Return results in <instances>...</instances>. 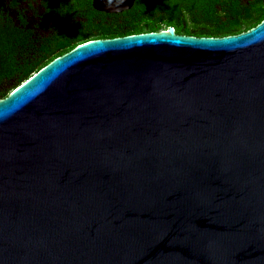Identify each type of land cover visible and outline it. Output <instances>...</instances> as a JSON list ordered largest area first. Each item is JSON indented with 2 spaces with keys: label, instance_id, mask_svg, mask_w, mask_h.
Masks as SVG:
<instances>
[{
  "label": "water",
  "instance_id": "1",
  "mask_svg": "<svg viewBox=\"0 0 264 264\" xmlns=\"http://www.w3.org/2000/svg\"><path fill=\"white\" fill-rule=\"evenodd\" d=\"M0 264H264V21L91 40L0 99Z\"/></svg>",
  "mask_w": 264,
  "mask_h": 264
},
{
  "label": "trees",
  "instance_id": "2",
  "mask_svg": "<svg viewBox=\"0 0 264 264\" xmlns=\"http://www.w3.org/2000/svg\"><path fill=\"white\" fill-rule=\"evenodd\" d=\"M87 1L79 0L80 8H91ZM216 6L217 4L210 0H204L201 5L166 6L167 17L161 18L160 15L159 19L148 17L146 28L137 26L136 23L132 24L131 28H125L120 27V24L109 27L88 22L87 25L80 26L77 22L75 26H70L64 22L54 32L56 33L54 37H43L40 41L33 38L32 34L27 35V20L21 17V25L24 27L16 26L12 20L10 14L18 9L19 0H0V99L8 97L17 86L26 82L53 60L91 40L160 32L169 27H174L179 33L188 36L225 37L248 31L264 19L263 0L259 1L254 10L244 12L243 9V13L239 1L229 4L237 17L228 21L217 17ZM193 8L201 9L200 16L192 12ZM91 11L95 12L93 9ZM95 14L98 15L97 12ZM186 20L190 21V25L185 26L188 23ZM94 30L98 32L94 34Z\"/></svg>",
  "mask_w": 264,
  "mask_h": 264
},
{
  "label": "flooded vegetation",
  "instance_id": "3",
  "mask_svg": "<svg viewBox=\"0 0 264 264\" xmlns=\"http://www.w3.org/2000/svg\"><path fill=\"white\" fill-rule=\"evenodd\" d=\"M107 1L109 2L102 3L101 0H88L87 2L91 4V8H80L79 0H19L18 9H15L10 16L16 26L24 27V25H21L22 18L27 20V35L32 34L33 38L41 41L43 37H54L56 35L54 32L60 28L61 24L64 22L68 23L70 26H75L77 22L80 26L87 25L88 22H95L99 26L105 24L109 27L120 24V27L125 26V28H131L132 24L136 23L137 26L146 28V21L149 19L148 17L152 16L157 19H159V15L161 18L167 17V11L165 10L166 6H173L175 4L192 6L201 5L204 2V0ZM236 1L240 2L243 13V9L244 12L254 10L260 0H210V2H215V4H217V17L223 21L234 20L237 17L233 14V8L228 6ZM91 9L97 12L98 15L91 11ZM192 12L200 16L199 13L201 12V9L193 8ZM48 13H51V15ZM186 21L188 23H186L185 26L190 25V21ZM263 21H261V23ZM169 28H173L178 35H183L174 27ZM97 32L98 30H94V34Z\"/></svg>",
  "mask_w": 264,
  "mask_h": 264
}]
</instances>
